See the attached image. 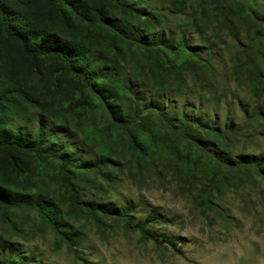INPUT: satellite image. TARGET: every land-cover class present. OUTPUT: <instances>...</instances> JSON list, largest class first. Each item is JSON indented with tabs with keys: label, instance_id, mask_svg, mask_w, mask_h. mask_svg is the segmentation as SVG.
<instances>
[{
	"label": "rangeland",
	"instance_id": "obj_1",
	"mask_svg": "<svg viewBox=\"0 0 264 264\" xmlns=\"http://www.w3.org/2000/svg\"><path fill=\"white\" fill-rule=\"evenodd\" d=\"M67 1L90 15L86 1L104 4L148 38H183L196 64L180 55L160 78L149 55L119 53L68 8L29 0V21L9 8L25 39L75 58L32 57L0 40V134L54 143L13 151L16 163L0 150V192L41 205L0 201L2 264H264V0H130L135 18L110 0ZM72 68L99 72L93 85L104 81L120 101ZM127 89L160 115L115 122Z\"/></svg>",
	"mask_w": 264,
	"mask_h": 264
},
{
	"label": "trees",
	"instance_id": "obj_2",
	"mask_svg": "<svg viewBox=\"0 0 264 264\" xmlns=\"http://www.w3.org/2000/svg\"><path fill=\"white\" fill-rule=\"evenodd\" d=\"M47 7L51 9H63L68 8L69 11L73 14L72 16L81 22L88 31L95 30L99 31L100 29L103 31H107L109 40L111 43V47H116V50L121 53V47L123 49L128 50H135V52H140L143 54H147L152 59V67L154 71L157 73L158 77L162 78L161 76H166L167 78L170 77L177 69L178 63V56H187L194 61L193 65L195 66L196 61L195 57L197 56L196 49L193 47L187 46L185 39L181 38L176 42H173L170 38L163 36V35H154L151 38H148L141 32H139L133 25L129 22L122 21V23L114 22L111 18L113 16L105 12H109L107 8H105L104 4L100 6V8H96L94 5L93 7L90 6L87 1L86 5L90 7L92 11V15L86 14L85 12L78 11L73 4L69 3L67 0H42ZM77 1V0H74ZM113 2L115 7H122L126 9V12L129 16L135 18L136 15H139L138 11L134 9V7L129 5L130 0H110ZM9 8L16 9L20 11L22 14L26 10L30 9L29 0H1L0 1V40L2 38H6L9 40H13L15 43L19 44L22 51L29 56L32 57H40V56H54L64 59L68 64L71 65V60L75 58V56L70 55L68 52H65L59 48L44 45L41 43H32L28 39H25L20 30H18L17 23L19 20H15V15L9 12ZM22 20L29 21L31 20L29 16L25 14L21 18ZM40 31H35L32 37L36 38ZM154 37V38H153ZM95 61L91 60L90 62H86L84 60V65L86 67L92 66ZM202 63V61H200ZM72 66V65H71ZM74 73L80 76L86 84L90 87V89L96 94L104 96L109 95L106 97V100L114 99L119 100L121 95H117L115 92H111L108 89H105L104 81L96 85H93V80H100L103 77L100 75L99 72H93L91 75H87L85 72L80 70L79 68H72ZM106 82L109 84L112 83L109 79H106ZM3 86V85H2ZM127 94V102L128 107L126 106L123 112H120V115L114 117L115 122H127L130 119L138 118L148 115L150 118L152 114L160 115L162 110L157 104L143 103L135 94H132L129 89L126 90ZM123 101V98L121 99ZM3 99H0V104H2ZM126 105V103H124ZM197 124V122H196ZM200 124V123H198ZM39 135L42 137L40 130L42 128V122L39 125ZM2 135V134H0ZM54 144V143H53ZM53 144L45 145L42 143L35 144H27L17 139H9L5 135L0 136V150L4 151L6 155L14 160L15 158L12 155L13 151L19 152H37L38 149L36 147L44 148L43 146H48L47 148H51ZM35 145L36 147H34ZM39 145V146H38ZM131 146L137 152L139 158H144L146 151L142 144H137L134 140H131ZM63 157V158H62ZM61 159L68 160L69 158H64L62 156ZM66 157V156H65ZM13 162V163H14ZM16 163V162H15ZM14 163V164H15ZM0 201L7 202L10 206H17V205H32L36 206L38 209L40 208V201L37 200L33 201L30 197L23 196L21 194H11V193H4L2 190L0 192ZM85 204V203H84ZM89 208V211L92 212L93 210L101 209L104 213H108L110 209L106 205H97L94 206L93 204H86ZM45 207V206H44ZM43 207V208H44ZM42 208V207H41ZM95 215V213H93ZM153 238V237H151ZM163 242L172 243L170 239L162 236ZM155 242H158V238H153ZM2 256L0 251V264Z\"/></svg>",
	"mask_w": 264,
	"mask_h": 264
}]
</instances>
